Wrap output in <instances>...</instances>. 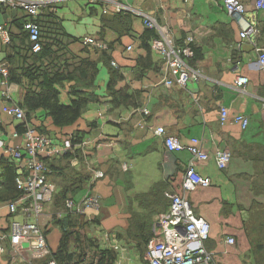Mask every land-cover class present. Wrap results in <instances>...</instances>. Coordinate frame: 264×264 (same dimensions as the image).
I'll list each match as a JSON object with an SVG mask.
<instances>
[{"label": "crops", "instance_id": "obj_1", "mask_svg": "<svg viewBox=\"0 0 264 264\" xmlns=\"http://www.w3.org/2000/svg\"><path fill=\"white\" fill-rule=\"evenodd\" d=\"M14 1L0 3V26L11 37L5 42L0 34V159L8 156V146L25 148L27 127L52 138L39 157L48 164L47 177L56 191L44 211L31 216L43 227L50 248L56 250L62 237L57 214L64 213L66 198L79 200L85 195L91 166L104 171L93 188L101 196V207L69 213L84 222L81 230L96 237L101 246L119 244L122 262L131 260V249L136 257L140 248L147 249V258L149 243L143 242L150 234L153 238L158 218L171 202L166 192L171 191L185 195L195 213L210 222L205 247L217 264H264V68L258 63L257 49L264 47V6H258V0H242L247 11L239 20L227 12L224 0H47L40 17L46 20L51 14L66 35L61 37L51 28L47 39L54 49L44 65L63 72L64 78L56 84L63 102L78 95L88 97L74 123L57 125L44 107L26 110L24 121L4 109L7 103L24 102L27 85L25 77L15 80L10 73L3 84L1 68L17 67L20 72L32 60L23 49L30 41L21 28L27 14ZM147 18L168 29L177 45L189 34L195 37L196 56L187 61L200 72L198 80L163 83L164 57L152 47L161 33L155 27L158 34L146 37ZM46 21L51 25L50 19ZM248 21H255L259 33L242 37ZM84 36L106 41L108 49L84 44ZM129 44L132 51L127 50ZM239 75L249 78L244 88L237 86ZM222 105L247 114L249 125L222 123ZM144 106L151 114L138 125ZM157 125L186 144L194 137L200 139L209 157L197 160L195 167L211 178L210 185L184 192L191 153L169 150L164 137L154 131ZM77 132L84 134L82 142L65 151L64 141ZM219 148L232 152L224 169L215 159ZM8 157L17 171L22 167L27 174L24 159ZM126 162L128 168L123 166ZM7 202L0 200V230L7 229L12 219L23 218L12 213ZM230 236L236 240L232 244L227 242ZM0 264L9 263L0 257Z\"/></svg>", "mask_w": 264, "mask_h": 264}, {"label": "built area", "instance_id": "obj_2", "mask_svg": "<svg viewBox=\"0 0 264 264\" xmlns=\"http://www.w3.org/2000/svg\"><path fill=\"white\" fill-rule=\"evenodd\" d=\"M9 0H0V3H7ZM47 0H15L13 4L22 7L28 15L24 23L28 31V37L31 42V48L34 52L42 48L41 43V25L37 18L41 15ZM258 6H264V0L257 1ZM224 6L227 12L232 16H237L243 20L247 11V6L242 0H224ZM122 7L118 6V10ZM129 8H126L127 10ZM145 23L151 28H158L159 37L152 41V47L164 58L162 70V81L167 86L177 84H187L191 80H198L200 72L193 68L187 61L194 55L193 42L195 37L192 34L186 36L182 45H177L166 28L158 25L156 19L147 18ZM259 28L255 21H248L241 30L242 37H249L251 34H258ZM0 34L4 41L9 42L11 37L5 27L0 26ZM84 44H92L99 48H106L107 42L95 37L84 36ZM133 44L127 46L128 51H132ZM258 63L264 68V47H257ZM115 64V61H113ZM3 72V84H7L9 75L8 69L1 68ZM249 78L246 75L237 77V86L243 87L248 83ZM6 93V92H5ZM6 111L12 113L17 119L24 121L26 119V109L19 103H7L4 106ZM144 117L138 122V125L145 124V118L151 114L148 106L141 109ZM220 119L222 123H239L246 128L250 123V117L243 112H232L225 105L221 106ZM154 128L155 133L164 137L166 147L169 150H188L191 158L185 170L182 188L184 192L192 191L199 186H208L212 180L208 176L201 175L195 167L197 160H204L209 157L208 151L203 147L199 138H193L190 143H183L177 136L169 134L164 125H157ZM26 143L25 148L21 146H8L5 154L14 159L25 161L27 174L23 173L22 167L18 170L16 177L17 185L22 190V195L16 199L7 202L12 213H21L22 219H12L7 229L0 230V257L8 263L29 262L34 260L47 259L53 252L48 245L46 233L37 221L31 219L32 215H39L44 211L46 202L53 199L56 191L55 184L47 177L48 164L39 155L52 143V138L47 134L38 132L32 127L25 130ZM72 138L64 141V150L72 148ZM25 149V150H23ZM215 159L220 168H227L232 159V152L229 148H219L215 151ZM128 168L129 164H123ZM91 176L89 178L88 190L85 195L76 200L69 197L65 201L67 210L87 213L88 208L98 209L101 207V196L94 190V183L97 178L104 175V171L90 166ZM166 195L171 198L167 211L163 212L156 223L154 236L149 242L147 259L150 264H197L203 262L206 264H217L213 254L205 247V241L210 236L211 224L203 216L197 215L191 201L183 194L167 191ZM59 217L63 212H58ZM92 218V214H88ZM109 233L106 236L109 237ZM235 237L230 236L227 242L234 243ZM116 250L120 245L116 242L112 244ZM27 253L30 255L28 256ZM88 256L93 255L88 251ZM86 257V260L90 257ZM47 264H57L56 259L49 258Z\"/></svg>", "mask_w": 264, "mask_h": 264}, {"label": "trees", "instance_id": "obj_3", "mask_svg": "<svg viewBox=\"0 0 264 264\" xmlns=\"http://www.w3.org/2000/svg\"><path fill=\"white\" fill-rule=\"evenodd\" d=\"M24 18L26 21L28 15H25ZM47 19H50L51 25L47 24ZM47 19L42 20L40 16L37 18L41 25L40 37L42 48L39 51L34 52L31 48L30 41L28 44H25L23 48L25 57L32 58V60L24 63L25 65L23 64V68L20 72H18L16 67L10 69L9 73L10 77L15 80H23V77L26 78L25 84L27 85V92L24 102L20 103V105L28 111L38 107H44L52 115L54 122L57 125H69L74 123L81 116L88 97L78 95V97L72 98L69 103H65L61 100L60 89L56 86V84L64 78L62 74L63 72H59L57 70L53 71L50 67H45L44 59L49 57L54 49L53 45L49 42L50 39H47V37H49V31L53 29L57 31L61 37H64L66 34L62 29V26L55 21L51 14L48 15ZM23 27L24 25H21L22 29ZM25 31L26 32L24 33L28 34L26 29ZM145 32L146 37L149 38L158 34L157 31L151 27L147 28ZM57 40L60 42L64 41L62 39ZM107 49L108 48H103V50ZM19 51L20 50L18 49L17 53L20 56L21 52ZM196 51L197 49L195 50L194 47V57L196 56ZM19 130L23 129L20 128ZM83 136L84 134L81 133L80 135V133L77 132L76 136L71 137L73 142L72 145L75 146L76 144L82 142ZM17 169V164L8 156H3L0 159L1 201L13 200L22 195L23 192L18 187L16 181V177L18 175ZM58 221L62 224V237L56 250H54L47 259H39L33 261L32 263L15 262L13 264H47L49 258L56 259L57 264H117L119 252L114 248L101 246L96 237L89 236L87 233L83 232L81 230V225H83L82 223L84 222L79 218H74L71 213H69V210L65 208L63 217L58 219ZM152 235L153 234L148 235L143 244L146 243V245H148ZM88 251H92L93 255L88 256ZM139 251L143 264H150L148 259L144 260L142 257V254H144L146 249L140 248ZM87 256L90 257L88 260H86Z\"/></svg>", "mask_w": 264, "mask_h": 264}, {"label": "rangeland", "instance_id": "obj_4", "mask_svg": "<svg viewBox=\"0 0 264 264\" xmlns=\"http://www.w3.org/2000/svg\"><path fill=\"white\" fill-rule=\"evenodd\" d=\"M19 219H22V218H19ZM32 219V218H31ZM34 219V218H33ZM98 231L101 233L102 230L99 228ZM147 250V249H146ZM130 254L132 255L131 256V260H129L127 263L125 262H122L121 259H122V255H124L123 252H120V256H119V263L120 264H143L142 260H141V254H140V251H139V257H136V250H133L131 249L130 251ZM145 255H146V251L144 252V254H142V257L144 260H147V258H145Z\"/></svg>", "mask_w": 264, "mask_h": 264}]
</instances>
